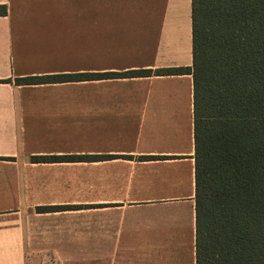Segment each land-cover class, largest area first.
Returning a JSON list of instances; mask_svg holds the SVG:
<instances>
[{
	"label": "crops",
	"instance_id": "crops-1",
	"mask_svg": "<svg viewBox=\"0 0 264 264\" xmlns=\"http://www.w3.org/2000/svg\"><path fill=\"white\" fill-rule=\"evenodd\" d=\"M0 4V264H194L191 74L15 82L191 67V0Z\"/></svg>",
	"mask_w": 264,
	"mask_h": 264
},
{
	"label": "trees",
	"instance_id": "trees-1",
	"mask_svg": "<svg viewBox=\"0 0 264 264\" xmlns=\"http://www.w3.org/2000/svg\"><path fill=\"white\" fill-rule=\"evenodd\" d=\"M5 12V4H0V15ZM191 20V67L52 74L15 82L190 73L194 264H264V0H191ZM104 157L31 156V160Z\"/></svg>",
	"mask_w": 264,
	"mask_h": 264
}]
</instances>
